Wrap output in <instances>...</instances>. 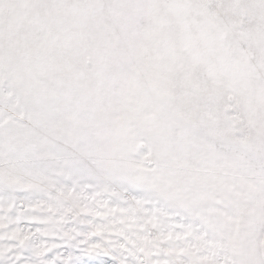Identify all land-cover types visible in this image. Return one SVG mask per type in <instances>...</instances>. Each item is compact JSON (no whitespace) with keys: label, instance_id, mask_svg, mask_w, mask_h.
<instances>
[{"label":"snow or ice","instance_id":"6c2138e0","mask_svg":"<svg viewBox=\"0 0 264 264\" xmlns=\"http://www.w3.org/2000/svg\"><path fill=\"white\" fill-rule=\"evenodd\" d=\"M0 264H264V0H0Z\"/></svg>","mask_w":264,"mask_h":264}]
</instances>
